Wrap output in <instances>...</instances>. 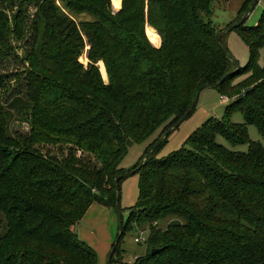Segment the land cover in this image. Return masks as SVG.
<instances>
[{"label":"trees","instance_id":"trees-1","mask_svg":"<svg viewBox=\"0 0 264 264\" xmlns=\"http://www.w3.org/2000/svg\"><path fill=\"white\" fill-rule=\"evenodd\" d=\"M64 1L74 15L93 20L78 25L55 0H0V63L13 51L11 35H21V19L35 24L27 96L0 105V216L7 223L0 264H97L77 235L82 218L94 203L116 209L119 183L133 175L122 166L130 147L159 130L166 140L204 85L223 97L236 93L224 119H210L164 158L158 154L165 140L154 142L143 165L132 168L140 173L136 223L150 231L148 256L136 264H264V147L247 129L254 124L264 137V13L256 26L245 21L235 29L250 50L249 62L236 71L216 40L228 28L215 33L212 0H123L116 14L111 0ZM253 1H244L242 18L261 0ZM17 5L11 17L7 11ZM27 5L36 12L30 15ZM147 24L160 35V48L147 38ZM149 37L159 43L154 31ZM86 47L84 68L79 59ZM100 60L108 85L99 78ZM5 82L0 77V89ZM12 111H26L19 116L27 134L11 130ZM236 112L244 125L231 122ZM167 217L175 220L158 227ZM134 221L132 211L111 264ZM153 249L160 252L152 255Z\"/></svg>","mask_w":264,"mask_h":264},{"label":"rangeland","instance_id":"rangeland-1","mask_svg":"<svg viewBox=\"0 0 264 264\" xmlns=\"http://www.w3.org/2000/svg\"><path fill=\"white\" fill-rule=\"evenodd\" d=\"M245 0H212V22L214 25V31L216 34L226 30L231 24L237 23L241 18L243 11L241 10ZM123 0H111V7L113 14H116L121 10ZM56 5L68 16L73 18L79 25L81 22L92 21L93 17L90 15H74L66 5L64 0H55ZM18 6H13L7 11L12 17L18 12ZM27 10L30 15L36 12L33 5H27ZM264 13V2L260 1L255 9L249 15V18L245 22V26H256ZM15 22L13 21V25ZM35 24L32 17L21 19L20 31L21 35L14 33L10 37V44L13 51L6 58H1L0 63V77H6V84L4 88L0 89V105L3 106L6 98L11 100L16 97V94L20 93L21 98H26L27 88L25 87L27 72L31 70L30 62L28 60V54L35 46ZM154 31L159 38V43L155 44L149 37V31ZM146 35L150 43L157 48L161 47L162 40L160 35L150 27L146 26ZM261 35L253 36V40H259ZM222 44L232 57L237 61L239 67H244L250 60V50L248 42L240 30H233L228 32L224 37H221ZM264 39H260L263 41ZM88 48L82 52L79 59L80 63L87 68L88 60ZM264 50L261 51V57L259 58V64L263 65ZM236 66V65H235ZM98 68L99 78L104 85L109 83V75L107 66L103 60L96 63ZM246 79V76L239 77L234 81L238 84ZM244 91V90H243ZM236 93H230L225 95L228 101L221 99V94L215 88H205L198 99L194 112L191 116L184 121L178 128L171 131L168 134L166 140L165 135L161 133V130L145 139L142 143L134 144L130 147L127 156L122 162L123 168L126 172L133 171L134 166L139 168L146 158H142L147 147L154 142L163 144L158 157L164 158L174 152L180 150L188 137L194 134L199 128L206 124L210 119L215 118L223 120L225 116L226 107H228L233 100L236 99ZM15 117L11 130L13 132H20L27 134L30 131V127L25 121V117H20L19 114L23 113L25 116L26 111H12ZM231 122L237 125H244L245 120L241 112L232 114L230 118ZM248 134L254 143H257L264 147V137L259 132L258 128L254 124L247 126ZM219 142L225 145L228 143L224 139H219ZM153 147V146H152ZM238 149L246 150L247 146H240ZM152 150V148H151ZM139 181L140 173L128 175L119 183L120 200H119V212L124 225L128 223L131 216V212H135V221L133 222L132 229H128L119 246V253L115 255V262L112 264H136V260L146 259L148 246V240L150 237V231L148 226H140L136 223L137 209L135 208L139 197ZM175 220V217H167L160 220L158 227L165 228L167 224ZM6 222L2 216H0V234L4 233L6 228ZM120 233L118 211L115 208L105 207L103 205L94 203L80 222L79 238L81 241L89 245L97 254V264H109L110 254L113 251V246L118 240ZM137 238H144L142 243H136Z\"/></svg>","mask_w":264,"mask_h":264},{"label":"water","instance_id":"water-1","mask_svg":"<svg viewBox=\"0 0 264 264\" xmlns=\"http://www.w3.org/2000/svg\"><path fill=\"white\" fill-rule=\"evenodd\" d=\"M260 0H254L253 1V3H258ZM251 12H252V10L251 11H249L245 16H243V18L239 21V22H237V23H235V24H232V25H230L229 27H228V32H231V31H233V30H235V29H237V28H239L241 25H243V23L249 18V15L251 14ZM226 33V31H223V32H221V33H219L217 36H216V40L217 41H219L220 39H221V37L224 35ZM224 54L226 55V56H228V57H230L229 56V54L227 53V51H225L224 50ZM233 61H234V63H235V65H236V71L238 70V68H239V65H238V63H237V61L235 60V59H233ZM235 72H231V73H229V74H227L226 76H224V78H222V80H220L217 84H216V86H219V85H222L224 82H225V80L229 77V76H231L232 74H234ZM212 88V86H207V85H204V86H202L200 89H199V91H198V93H197V95H196V97H195V99H194V101H193V103H192V105H191V107H190V109L187 111V113L175 124V126L171 129V130H169L167 133H166V135H168L171 131H173V130H175L176 128H178L184 121H186L188 118H189V116H190V114H191V112H192V110L194 109V107L196 106V102L198 101V99H199V96H200V94H201V92L205 89V88ZM159 143H157L156 145H158ZM152 151H150V153H151ZM149 153V154H150ZM143 165V163L141 164V166ZM140 166V167H141ZM139 167V168H140ZM137 170H134V171H132L131 172V174H135V172H136ZM126 175H121V176H119V177H117L116 178V180H115V186H116V188H117V184H118V182L121 180V179H123L124 177H125ZM116 209H117V211H118V218H119V227H120V232H122V229H123V222H122V219H121V215H120V212H119V198L117 199V207H116ZM160 252V250H157V249H153L152 250V255H156L157 253H159ZM112 256H113V251H112V253L110 254V259H109V264H111L110 262H111V258H112Z\"/></svg>","mask_w":264,"mask_h":264},{"label":"built area","instance_id":"built-area-1","mask_svg":"<svg viewBox=\"0 0 264 264\" xmlns=\"http://www.w3.org/2000/svg\"><path fill=\"white\" fill-rule=\"evenodd\" d=\"M221 99L223 100V101H228L229 99L227 98V97H223V96H221ZM145 241V239L144 238H137L136 240H135V242L136 243H143Z\"/></svg>","mask_w":264,"mask_h":264},{"label":"crops","instance_id":"crops-1","mask_svg":"<svg viewBox=\"0 0 264 264\" xmlns=\"http://www.w3.org/2000/svg\"><path fill=\"white\" fill-rule=\"evenodd\" d=\"M261 1L264 2V0H261ZM79 227H80V225H79ZM79 227L77 229V235H79Z\"/></svg>","mask_w":264,"mask_h":264}]
</instances>
